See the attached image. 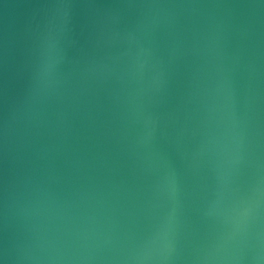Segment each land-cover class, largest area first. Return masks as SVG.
Returning <instances> with one entry per match:
<instances>
[{"label": "water", "instance_id": "1", "mask_svg": "<svg viewBox=\"0 0 264 264\" xmlns=\"http://www.w3.org/2000/svg\"><path fill=\"white\" fill-rule=\"evenodd\" d=\"M0 264H264V0H0Z\"/></svg>", "mask_w": 264, "mask_h": 264}]
</instances>
